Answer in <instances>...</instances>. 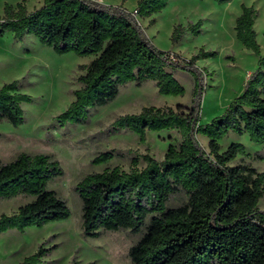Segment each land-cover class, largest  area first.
I'll use <instances>...</instances> for the list:
<instances>
[{
  "label": "trees",
  "instance_id": "trees-1",
  "mask_svg": "<svg viewBox=\"0 0 264 264\" xmlns=\"http://www.w3.org/2000/svg\"><path fill=\"white\" fill-rule=\"evenodd\" d=\"M218 4L229 0H213ZM169 0H137L136 14L120 5L96 0H42L27 11L24 0L16 7L7 5L0 20V32L11 31L21 40L33 34L56 53L93 55L78 76L80 87L74 98L57 116L60 125L84 123L92 108L113 100L119 87L130 81L141 84L153 80L160 94L183 95L185 88L175 78L182 70L194 78L189 106H144L137 113L116 117L115 129H128L141 142L148 131L175 129L178 144H169L162 160L148 154L139 168L132 159L126 171L107 167L84 175L74 190L81 200V232L98 237L105 230L141 233L128 250L131 264H264V171L247 162L231 164L244 153L241 142H232L220 151V140L228 132L246 133L257 144H264V56L256 40V9L241 6L235 19V37L257 56V68L244 83L242 92L224 111L209 122H200L205 70L195 61L214 52L200 50L189 60L156 48L145 35L137 17H150ZM153 21V20H151ZM201 21L177 24L171 40L183 34H197ZM31 97L19 90L16 80L0 87V120L18 126L24 122L21 104ZM207 137L208 150L197 136ZM111 150L99 152L91 160L106 163ZM63 169L49 154L19 153L10 162H0V199L17 195L34 198L10 214L0 215V234L69 217L66 200L47 183L61 176ZM183 193L175 206L172 197ZM57 245L40 244L18 264H40Z\"/></svg>",
  "mask_w": 264,
  "mask_h": 264
},
{
  "label": "rangeland",
  "instance_id": "rangeland-1",
  "mask_svg": "<svg viewBox=\"0 0 264 264\" xmlns=\"http://www.w3.org/2000/svg\"><path fill=\"white\" fill-rule=\"evenodd\" d=\"M23 0H0V20L5 7H16ZM105 4L120 5L128 11L137 0H103ZM27 11L42 5V0H24ZM256 9L254 29L264 56V0H229L218 4L213 0H169L167 6L150 17H137L145 35L158 49L180 59L189 60L200 50L214 52L200 57L195 64L205 70V87L201 98L200 122L207 123L221 114L234 97L242 92L248 75L257 68L258 56L245 48L235 37L236 17L241 6ZM153 20V21H151ZM201 21L197 34L185 33L180 40H171L175 25ZM93 55L79 56L73 52L56 53L43 45L33 34L21 40L12 32H0V87L16 80L19 90L31 97L21 104L24 122L18 126L0 120V162H10L21 152L49 154L63 169L61 176L47 183L63 197L70 209L68 218L48 222L41 227L30 226L24 231L10 229L0 234V264H18L35 252L40 244L57 245L40 264H131L128 250L141 233L129 230H105L98 237H85L81 232V200L74 185L86 174L119 166L128 171L132 159L139 158L138 167L146 162L148 154L162 160L169 144H178L180 135L175 129L148 131L141 142L128 129H115L113 120L119 115L137 113L144 106H189L194 78L182 70L174 71L183 85V95L160 94L153 80L141 84L130 81L119 87L116 97L105 105L92 108L84 123L60 125L57 116L74 98L73 90L80 87L78 76L84 72L81 65L89 63ZM264 69V68H263ZM199 142L207 147V137L199 134ZM232 142H241L244 153L238 154L231 164L244 161L264 171V144L252 142L246 133L228 132L220 140V151ZM111 150L113 158L106 163L91 162L99 152ZM34 197L17 195L0 199V215L10 214ZM184 199L180 193L169 204L178 205ZM258 207L264 208V196Z\"/></svg>",
  "mask_w": 264,
  "mask_h": 264
},
{
  "label": "built area",
  "instance_id": "built-area-1",
  "mask_svg": "<svg viewBox=\"0 0 264 264\" xmlns=\"http://www.w3.org/2000/svg\"><path fill=\"white\" fill-rule=\"evenodd\" d=\"M96 1L103 2L102 0H96ZM131 12H132L134 15L136 14V10H135V9H133Z\"/></svg>",
  "mask_w": 264,
  "mask_h": 264
},
{
  "label": "crops",
  "instance_id": "crops-1",
  "mask_svg": "<svg viewBox=\"0 0 264 264\" xmlns=\"http://www.w3.org/2000/svg\"><path fill=\"white\" fill-rule=\"evenodd\" d=\"M103 1V0H102ZM104 2V1H103ZM10 230V229H9ZM8 231V230H7ZM6 232V231H5ZM5 232H3V233H5ZM2 234V233H1Z\"/></svg>",
  "mask_w": 264,
  "mask_h": 264
}]
</instances>
